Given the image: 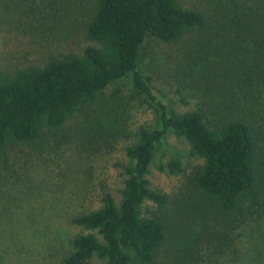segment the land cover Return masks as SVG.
<instances>
[{
    "label": "trees",
    "instance_id": "1",
    "mask_svg": "<svg viewBox=\"0 0 264 264\" xmlns=\"http://www.w3.org/2000/svg\"><path fill=\"white\" fill-rule=\"evenodd\" d=\"M0 29L20 37L0 51V171L11 147L41 155L52 136L90 148L132 110L118 111L125 80L155 115L115 163L120 198L100 183L98 205L70 213L82 231L59 264H264L259 242L241 251L264 235V0H0ZM169 132L200 159L176 196L148 178Z\"/></svg>",
    "mask_w": 264,
    "mask_h": 264
},
{
    "label": "rangeland",
    "instance_id": "2",
    "mask_svg": "<svg viewBox=\"0 0 264 264\" xmlns=\"http://www.w3.org/2000/svg\"><path fill=\"white\" fill-rule=\"evenodd\" d=\"M12 30L0 29V51L17 44L20 37L17 39V33H11ZM119 85L123 92L117 101L118 111L126 107L132 110L125 109L123 123L107 125L108 132L100 139L93 143L82 140L90 148L77 145L78 139L60 142L57 136H52L41 155L25 146H13L7 151L8 164L0 171V183L10 180L7 186L12 188L8 192L9 202L5 200L6 193L0 194V264H59L63 253L69 250L71 237L82 231L70 223V213L97 206L100 183L111 189L116 200L120 198L122 177L115 163L124 161L123 146L131 140V131L140 124L152 123L155 115L141 98L124 96L130 94L128 80ZM154 85L153 93L160 101L169 105L172 100L176 102L175 85L162 80H155ZM170 159L181 161L184 174L158 169L159 164ZM199 163L200 159L191 155L188 143L169 132L159 145L148 175L151 186L176 196L184 185L185 173ZM144 207L147 212L161 213L151 201H146ZM165 211L170 213L168 209ZM260 222V230L264 232V218ZM263 237L252 240L246 236L241 251L247 241L249 247L253 241L259 242L254 247L258 251L264 247ZM88 264L102 262L94 258Z\"/></svg>",
    "mask_w": 264,
    "mask_h": 264
}]
</instances>
